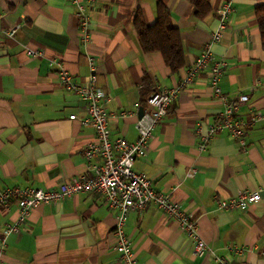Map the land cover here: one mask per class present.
I'll list each match as a JSON object with an SVG mask.
<instances>
[{
  "label": "crops",
  "instance_id": "0c3cea01",
  "mask_svg": "<svg viewBox=\"0 0 264 264\" xmlns=\"http://www.w3.org/2000/svg\"><path fill=\"white\" fill-rule=\"evenodd\" d=\"M158 2L169 10L181 38L183 67L175 73L161 54L141 49L133 26L138 13L153 24ZM223 2L207 0L209 12L198 18L185 0H94L91 40L83 46L67 0H0V191L16 186L50 190L87 172L83 150L94 140L93 128L82 124L83 102L60 85L49 60L61 62L85 83L91 56L105 95L110 137L132 142L139 107L156 89L180 83L217 31ZM233 7L211 50L226 64L222 92L248 97L239 116L249 120L255 112L264 115V49L256 20L264 0H235ZM14 26L17 32L8 38ZM25 46L41 50L43 57L27 56ZM221 109L208 75L200 73L179 91L134 170L191 215L216 255L229 264H264V120L247 128L244 149L222 133L199 152V135ZM192 167L196 173L187 177ZM256 190L260 199L245 211L217 208V200ZM16 215L15 202L0 206V232ZM114 223L115 212L98 194L41 204L31 209L18 233L7 237L0 264H121L113 249ZM125 231L137 264H215L210 256L195 257L177 223L155 205L131 211Z\"/></svg>",
  "mask_w": 264,
  "mask_h": 264
},
{
  "label": "built area",
  "instance_id": "2783aa9c",
  "mask_svg": "<svg viewBox=\"0 0 264 264\" xmlns=\"http://www.w3.org/2000/svg\"><path fill=\"white\" fill-rule=\"evenodd\" d=\"M67 2L74 8L79 40L85 46L91 40L89 13L94 0H67ZM234 2L235 0H224L217 11L219 22L217 31L212 34L211 42L204 46L192 65L186 69L180 83L172 89H156L146 98L143 114L135 122L137 135L132 142L122 137L116 139L110 137L105 95L98 88L96 64L91 56H87L89 74L85 83L76 81L61 62L49 60L48 66L55 70L60 85L77 95L83 102L86 117L82 120V124L93 128L94 140L83 150L87 172L60 182L50 190L16 186L0 191V206L8 208L11 202H15L17 212L15 220L6 224L0 232V251L4 248L7 237L19 232L34 207L41 204H56L79 193H94L103 197L109 209L115 212L113 249L118 253L121 264H137L131 241L125 231L129 213L142 212L150 205H155L177 223L186 239L192 244V253L195 257L210 256L215 264H229L225 258L216 255L201 239L197 223L191 215L181 210L168 195L155 190L145 174L134 170V163L146 155L154 130L167 115L168 108L177 99L179 91L193 83L202 72L208 75V85L213 96L222 105V109L215 120L208 124L207 132L199 135L197 143L199 152H204L210 140L222 133L227 134L241 149H244L247 128L257 121L264 120V115L256 112L249 120L241 118L239 111L247 104L248 97L238 94L231 98L224 94L220 87L226 64L224 58L213 54L211 44L221 39V33L226 28L225 20L234 12ZM16 32L17 26H14L6 32V35L12 38ZM24 52L29 57H43L41 50L28 46L24 47ZM75 117L72 115L70 119ZM195 173L196 169L192 167L187 172V177H193ZM259 193L260 190L239 192L227 200H217L216 205L220 210L245 211L260 199Z\"/></svg>",
  "mask_w": 264,
  "mask_h": 264
},
{
  "label": "trees",
  "instance_id": "16d2710c",
  "mask_svg": "<svg viewBox=\"0 0 264 264\" xmlns=\"http://www.w3.org/2000/svg\"><path fill=\"white\" fill-rule=\"evenodd\" d=\"M192 5L194 15L205 17L209 12L207 0H185ZM257 26L261 36V46L264 49V9H257ZM133 26L139 46L145 53H159L164 63L172 73L183 67L184 55L178 30L171 23L169 10L160 2L156 5V20L147 25L138 13Z\"/></svg>",
  "mask_w": 264,
  "mask_h": 264
},
{
  "label": "water",
  "instance_id": "95a60500",
  "mask_svg": "<svg viewBox=\"0 0 264 264\" xmlns=\"http://www.w3.org/2000/svg\"><path fill=\"white\" fill-rule=\"evenodd\" d=\"M138 118H140L143 114V106H140L139 109H138Z\"/></svg>",
  "mask_w": 264,
  "mask_h": 264
}]
</instances>
